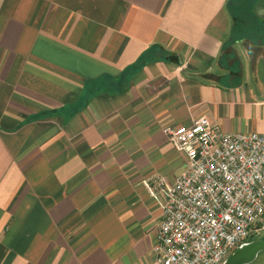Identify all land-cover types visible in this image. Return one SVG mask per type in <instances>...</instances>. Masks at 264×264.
I'll return each instance as SVG.
<instances>
[{"label":"crops","instance_id":"1","mask_svg":"<svg viewBox=\"0 0 264 264\" xmlns=\"http://www.w3.org/2000/svg\"><path fill=\"white\" fill-rule=\"evenodd\" d=\"M227 2L0 0V264H153L141 180L185 162L162 128L264 134V42Z\"/></svg>","mask_w":264,"mask_h":264},{"label":"built area","instance_id":"2","mask_svg":"<svg viewBox=\"0 0 264 264\" xmlns=\"http://www.w3.org/2000/svg\"><path fill=\"white\" fill-rule=\"evenodd\" d=\"M162 132L185 162L171 184L141 180L160 209L153 264H222L264 223V134L206 116Z\"/></svg>","mask_w":264,"mask_h":264},{"label":"trees","instance_id":"3","mask_svg":"<svg viewBox=\"0 0 264 264\" xmlns=\"http://www.w3.org/2000/svg\"><path fill=\"white\" fill-rule=\"evenodd\" d=\"M262 2L264 0H228L227 7L232 15L236 36H247L254 41L264 42V21L254 11ZM243 14L249 22H243Z\"/></svg>","mask_w":264,"mask_h":264},{"label":"water","instance_id":"4","mask_svg":"<svg viewBox=\"0 0 264 264\" xmlns=\"http://www.w3.org/2000/svg\"><path fill=\"white\" fill-rule=\"evenodd\" d=\"M261 249H264V242L261 240L244 242L235 248L222 264H246L250 262Z\"/></svg>","mask_w":264,"mask_h":264},{"label":"rangeland","instance_id":"5","mask_svg":"<svg viewBox=\"0 0 264 264\" xmlns=\"http://www.w3.org/2000/svg\"><path fill=\"white\" fill-rule=\"evenodd\" d=\"M242 16H244L243 22H245V23L249 22V20H248V18H246L245 14H243Z\"/></svg>","mask_w":264,"mask_h":264}]
</instances>
